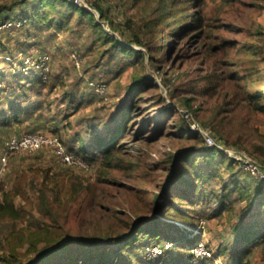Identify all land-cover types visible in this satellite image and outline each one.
<instances>
[{"label": "rangeland", "instance_id": "374dc122", "mask_svg": "<svg viewBox=\"0 0 264 264\" xmlns=\"http://www.w3.org/2000/svg\"><path fill=\"white\" fill-rule=\"evenodd\" d=\"M100 1L104 20L61 0H0V22L11 16L0 23V199L14 193L23 214L0 221V264H81L97 252L184 264V236L198 241L192 257L186 247L196 264H264V185L226 158L239 150L264 168V0ZM40 59L48 71L33 84L27 65ZM128 108L127 131L95 153V136ZM178 108L223 152L186 132ZM30 133L58 138L84 167L53 146L7 151Z\"/></svg>", "mask_w": 264, "mask_h": 264}, {"label": "trees", "instance_id": "16d2710c", "mask_svg": "<svg viewBox=\"0 0 264 264\" xmlns=\"http://www.w3.org/2000/svg\"><path fill=\"white\" fill-rule=\"evenodd\" d=\"M61 1L65 5L69 6L70 8H74V11L80 12L81 14H87V15L95 16V14L92 13V11L85 8L81 4H77V3L72 2L70 0H61ZM87 2L89 4V7L97 10V12L100 15V19L104 20L106 17V14L110 17V14L112 13L111 8L110 7L108 8V6H106V8H104L105 6L101 3L100 0H87ZM6 15H8V14H6ZM10 17L11 16L4 17L0 23L7 21V20H10L11 19ZM99 23H101V22H98V25H99ZM32 81H33V84H40L43 81V78L41 75H37L36 78H34V80H32ZM15 109L16 110H14L13 113L8 114V116H6V118H5L6 121H8V119H12V118L18 119L20 116L23 115V110H21V107L20 108L18 107ZM173 109L176 110V108H173ZM0 111H2V108H0ZM130 116H131V114H130L129 108L125 109L124 113L121 116L123 118V120H121V122L114 127L113 132L110 136L102 135V134H97L95 136V142H94V152L95 153L104 154V155H108L110 153V150L114 147L116 142L120 139L122 133H125L127 131V129H128L127 120H128V118H130ZM183 124H184V130L188 133H191L186 129L185 122ZM191 134H194V135H197L198 137H200V135L197 133H191ZM17 137H19V136H17ZM78 139L80 141L81 138L79 137ZM85 147H86L85 145L82 146L83 150L86 149ZM213 150H216L220 153L223 152L220 149H213ZM226 158H228L232 162H235L234 159L230 158L228 155H226ZM259 181L262 182L264 185V180H259ZM14 198H15V194L12 192L2 193L1 199H0V221L1 220L3 221V220H15V219L20 220V219H22V216H23L22 211L15 206ZM149 221H154V219H151ZM148 229H149L150 233H153L152 234L153 236H151V237H153L154 240L158 239L159 235L156 233L155 228H148ZM141 231L143 232V230L141 229V230H139V232L137 234H135V235L130 234L129 235V237L131 238V242L138 241L137 236H139V234L141 235ZM164 237L166 238L167 236L164 235ZM248 237H249V232L246 233V236H244V239H249ZM182 240H184L187 243V244H183V246H181L183 249H185V253H184L183 257L187 259V262H184V264H196L195 261L188 260L189 258L187 257L186 247L188 248L189 256H191L190 250L192 249V247H194L196 245V243L198 241H196L195 238H189L188 236H184L182 238ZM131 242L128 240L127 245L129 246L131 244ZM156 243H158V242H156ZM82 255H84L83 256L84 258L82 259L81 264H88V263L92 262L93 261L92 258H97V260H96V262L90 263V264H122L121 262H119L118 259L112 260V259H110V257L104 256V253H100V252H97L95 254L82 253ZM180 259L181 258H179V260ZM186 259H183L182 261H185ZM159 260H161V257L157 256V257L152 258L150 263L151 264H162L161 261H159ZM41 262L43 263V260ZM180 263L182 264V262H177V263H172V264H180ZM199 264H203V262L199 263Z\"/></svg>", "mask_w": 264, "mask_h": 264}, {"label": "built area", "instance_id": "2783aa9c", "mask_svg": "<svg viewBox=\"0 0 264 264\" xmlns=\"http://www.w3.org/2000/svg\"><path fill=\"white\" fill-rule=\"evenodd\" d=\"M70 1L75 2L77 4H81L85 8L89 9L92 12H95L96 14L98 13L97 10L89 7L87 0H70ZM11 25H12L11 22H8V24H5L3 27H10ZM1 28L2 27H0V29ZM34 61L36 64L33 62L27 66L31 68V66L37 65V68L34 69V73L36 75L45 76L48 71L46 60L41 61L40 59ZM21 70L25 72L27 71L26 69H24V67ZM91 84L96 86V88H99L98 91L100 92L101 95L103 96L106 95L107 86L104 83V81L99 80L98 83L96 84L91 83ZM178 111L182 114V117L186 125V129L189 132L199 134L208 148H212V149L217 148L223 150L219 144L220 142L216 139L214 134L209 129L204 128V126H202V124L197 120L194 114L190 112L189 109L178 108ZM45 146H53L59 158L64 164H70V165L76 164L84 167L81 160L77 161L76 158L72 156V154L68 153L66 149L62 146V144H60L58 138L56 137H49L41 133H30V134L21 135L19 137H14L13 139H11L6 143L7 151H27V152L36 151L44 148ZM227 154L230 158L234 159L235 162L240 163L245 168V170H247L251 175L255 176L259 180H264V168L260 166V164L254 158L246 155L244 152L239 150L228 151ZM3 160H5V158H3ZM197 254L204 256L207 255V252L203 249V246H201Z\"/></svg>", "mask_w": 264, "mask_h": 264}]
</instances>
